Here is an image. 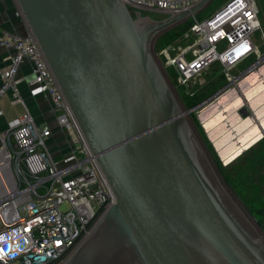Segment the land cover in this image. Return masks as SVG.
I'll return each mask as SVG.
<instances>
[{
  "label": "water",
  "instance_id": "water-1",
  "mask_svg": "<svg viewBox=\"0 0 264 264\" xmlns=\"http://www.w3.org/2000/svg\"><path fill=\"white\" fill-rule=\"evenodd\" d=\"M14 1L115 197L61 264H264L184 117L200 103L179 107L150 52L209 0L157 18L118 0Z\"/></svg>",
  "mask_w": 264,
  "mask_h": 264
},
{
  "label": "built area",
  "instance_id": "built-area-1",
  "mask_svg": "<svg viewBox=\"0 0 264 264\" xmlns=\"http://www.w3.org/2000/svg\"><path fill=\"white\" fill-rule=\"evenodd\" d=\"M118 1L130 12L165 16L201 0ZM257 13L254 0H231L210 20L190 17L185 35L196 38L194 47L174 55L167 49L159 52L176 83L193 84L213 64L229 83L252 73L264 62V52L252 40L260 30L264 44ZM0 47L9 53L7 67L0 72V97L22 107L0 132V264H61L115 197L33 35L28 29L17 35L0 27ZM250 57L252 63L233 77L231 71ZM24 62L31 72L28 94L46 96L52 128L32 116L19 93L15 75Z\"/></svg>",
  "mask_w": 264,
  "mask_h": 264
},
{
  "label": "rangeland",
  "instance_id": "rangeland-1",
  "mask_svg": "<svg viewBox=\"0 0 264 264\" xmlns=\"http://www.w3.org/2000/svg\"><path fill=\"white\" fill-rule=\"evenodd\" d=\"M226 1L209 0L194 14V18H206ZM254 1L257 19L264 33V0ZM15 11L19 12L16 5ZM187 26L188 21H185L167 29V33L184 30ZM162 32L150 44L151 55L155 62L158 57L160 63L157 64L159 68L161 66L164 80L182 110L200 103L197 108L185 112L184 117L219 183L264 239V71L259 72L264 63L257 68L258 73H250L235 83H229L221 68L213 64L196 77L193 84L178 85L173 72L164 66L159 52L167 49L170 55H174L182 49L194 47L196 38L184 34L182 40L175 39L176 43L171 41L173 44L161 48L158 43L161 42ZM260 36L261 32L257 30L252 40L263 53L264 44ZM252 61L253 57L248 58L231 71V75L235 77ZM6 102V98L1 96L0 104L6 115L20 109L19 105L10 107ZM253 211H257L256 218L251 213Z\"/></svg>",
  "mask_w": 264,
  "mask_h": 264
},
{
  "label": "crops",
  "instance_id": "crops-1",
  "mask_svg": "<svg viewBox=\"0 0 264 264\" xmlns=\"http://www.w3.org/2000/svg\"><path fill=\"white\" fill-rule=\"evenodd\" d=\"M15 5L16 3L14 0H0V27L7 31L14 32L17 35H25L27 32V27L23 19L20 18L18 13L15 11ZM154 16L156 18V17H160L161 15H153V17ZM8 54L9 53L6 49L0 47V72L5 70L7 67ZM259 70H256V72L258 73ZM261 71L263 72L264 69L263 70L261 69ZM30 78H31L30 67L26 62H24L20 65L15 75V80L17 81L19 93L25 105L31 111V113L37 119L42 121L45 120L46 124L52 128L54 126V122L51 119V112L48 109L46 96L37 95L33 97L28 94V88L26 83ZM4 97L7 100L6 103H8L7 97L6 96ZM9 106L13 107L16 105H9ZM19 108L20 109L18 111L14 110L11 112L12 114L6 115L4 108L0 104V109L2 110V115H0V132L5 128L6 121L11 120L12 118L19 115L22 112V107L20 106Z\"/></svg>",
  "mask_w": 264,
  "mask_h": 264
},
{
  "label": "trees",
  "instance_id": "trees-1",
  "mask_svg": "<svg viewBox=\"0 0 264 264\" xmlns=\"http://www.w3.org/2000/svg\"><path fill=\"white\" fill-rule=\"evenodd\" d=\"M210 15V14H209ZM153 17V16H152ZM195 17V16H194ZM185 21H188V26L186 27V29H182V30H179L178 32H171V33H167V31L169 30V29H172V28H174V27H177L178 25H180L181 23H184ZM190 22H191V20H190V18H188V19H186V20H184L183 22H181V23H179V24H176L175 26H173V27H171V28H169L168 30H165L164 32H162L161 33V42L160 43H158V46H160L161 48H163L164 46H167V45H169V44H173V42L174 43H176L178 40H182V36L184 35V34H186L187 32H188V27H189V24H190ZM177 40V41H173V40ZM171 41H173V42H171ZM190 107V106H189ZM252 213V215L256 218V215H257V211H253V212H251Z\"/></svg>",
  "mask_w": 264,
  "mask_h": 264
},
{
  "label": "bare ground",
  "instance_id": "bare-ground-1",
  "mask_svg": "<svg viewBox=\"0 0 264 264\" xmlns=\"http://www.w3.org/2000/svg\"><path fill=\"white\" fill-rule=\"evenodd\" d=\"M262 63H264V62H262ZM262 63L261 64H259L255 69H254V71L252 72V73H254V72H256V70H257V68L260 66V65H262ZM262 70L264 69V68H261ZM261 69H260V71H261ZM259 71V72H260ZM215 102H217V101H215ZM219 106H220V104H219ZM210 107V106H209ZM215 107V106H214ZM211 108V107H210ZM226 117V116H225ZM227 118V117H226ZM225 118V119H226ZM225 121V120H224ZM210 133V132H209ZM234 135V134H233ZM261 136V135H260ZM254 141H255V139H254ZM253 142V141H252ZM246 146V145H245ZM245 148V147H244Z\"/></svg>",
  "mask_w": 264,
  "mask_h": 264
}]
</instances>
